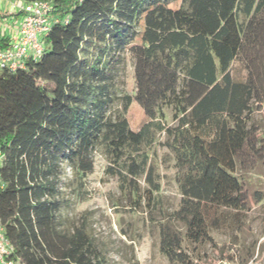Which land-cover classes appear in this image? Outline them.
<instances>
[{
	"label": "trees",
	"instance_id": "1",
	"mask_svg": "<svg viewBox=\"0 0 264 264\" xmlns=\"http://www.w3.org/2000/svg\"><path fill=\"white\" fill-rule=\"evenodd\" d=\"M48 1L40 59L0 70V222L11 258L106 264L83 225L66 229L64 190L86 200L99 153L135 209L155 205L161 146L181 199L159 227L160 251L186 263L184 240L210 238L209 209L250 210L236 173L264 162V0ZM127 53L136 92L119 110ZM133 101L149 119L139 131L126 118Z\"/></svg>",
	"mask_w": 264,
	"mask_h": 264
},
{
	"label": "rangeland",
	"instance_id": "2",
	"mask_svg": "<svg viewBox=\"0 0 264 264\" xmlns=\"http://www.w3.org/2000/svg\"><path fill=\"white\" fill-rule=\"evenodd\" d=\"M16 0H0V30L14 36L20 24L16 16L19 7L13 6ZM181 0L170 4L179 8ZM6 16V17H4ZM141 30V29H140ZM139 43V38L134 44ZM125 85L121 88L115 109L122 108L125 95L136 92L130 54ZM264 120V114H256ZM126 118L133 131H139L149 120L142 108L133 101ZM166 121L173 124L172 112L166 110ZM166 150L157 146V160L161 175V193L155 205L135 209V204L121 192L116 179L107 177V162L102 155H95V172L87 177L84 201L72 189H66L70 199L69 210L65 212L66 229L83 225L95 248L105 259L106 264H264V162L255 170L243 172L240 168L245 189L249 196L250 210L236 213L233 210L211 208L207 212L209 239L191 242L185 239L182 251L186 263L170 262L160 251L159 227L168 215L179 207L181 195L176 182L174 161H164ZM72 177L66 170V179ZM255 193L263 196L261 202L254 198ZM218 219V224L215 221ZM175 227L182 229L181 225ZM185 231H183L184 233Z\"/></svg>",
	"mask_w": 264,
	"mask_h": 264
},
{
	"label": "built area",
	"instance_id": "3",
	"mask_svg": "<svg viewBox=\"0 0 264 264\" xmlns=\"http://www.w3.org/2000/svg\"><path fill=\"white\" fill-rule=\"evenodd\" d=\"M13 6L19 7L16 16H20L21 21L14 36L0 34V70L15 72L25 70L29 61H36L42 56V39L50 29L52 6L48 0L29 3L16 0ZM2 161L3 154L0 151V166ZM12 253L13 247L0 222V264H22L11 258Z\"/></svg>",
	"mask_w": 264,
	"mask_h": 264
},
{
	"label": "crops",
	"instance_id": "4",
	"mask_svg": "<svg viewBox=\"0 0 264 264\" xmlns=\"http://www.w3.org/2000/svg\"><path fill=\"white\" fill-rule=\"evenodd\" d=\"M0 34H2V35L4 34V35H6V36H9V37H10V34L8 35V34H7V32H6L5 30H0Z\"/></svg>",
	"mask_w": 264,
	"mask_h": 264
}]
</instances>
